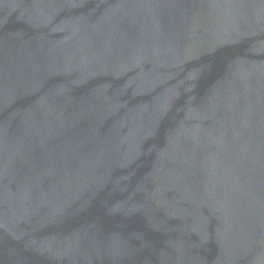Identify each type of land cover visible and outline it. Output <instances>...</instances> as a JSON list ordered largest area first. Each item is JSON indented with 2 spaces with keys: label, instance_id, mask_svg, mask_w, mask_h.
Here are the masks:
<instances>
[{
  "label": "water",
  "instance_id": "1",
  "mask_svg": "<svg viewBox=\"0 0 264 264\" xmlns=\"http://www.w3.org/2000/svg\"><path fill=\"white\" fill-rule=\"evenodd\" d=\"M0 264H264V0H0Z\"/></svg>",
  "mask_w": 264,
  "mask_h": 264
}]
</instances>
